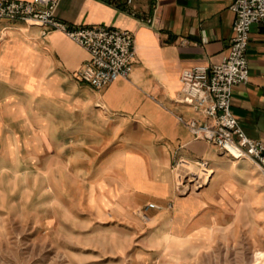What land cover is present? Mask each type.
<instances>
[{
	"label": "crops",
	"instance_id": "obj_1",
	"mask_svg": "<svg viewBox=\"0 0 264 264\" xmlns=\"http://www.w3.org/2000/svg\"><path fill=\"white\" fill-rule=\"evenodd\" d=\"M231 2L132 0L131 16L122 2L60 0L56 18L69 26L133 34L136 61L130 75L101 90L78 78L88 54L63 34L44 35L40 27L0 20V87L8 90L7 103H18L22 95L42 105L39 118L45 127L52 124L56 144L104 153V165L118 182L108 197L117 199L122 212L153 202L174 220L167 224L173 237L167 241L199 249L230 247L237 254L240 232L264 235L263 177L250 160L234 161L195 139L185 122L204 118L178 102L183 70L218 64L227 54ZM247 56L250 78L234 86L231 109L244 133L264 142V26L251 27ZM179 159L206 161L207 184L180 192L173 169ZM150 214L154 227L159 213ZM256 248L236 264L264 262V236Z\"/></svg>",
	"mask_w": 264,
	"mask_h": 264
},
{
	"label": "rangeland",
	"instance_id": "obj_2",
	"mask_svg": "<svg viewBox=\"0 0 264 264\" xmlns=\"http://www.w3.org/2000/svg\"><path fill=\"white\" fill-rule=\"evenodd\" d=\"M7 95L0 87V264H236L262 242L260 230L240 232L236 254L167 241L174 220L163 208L155 205L152 227L153 202L124 213L108 197L118 182L104 153L56 144L42 105L22 95L10 104ZM173 169L180 192L197 191L183 179L191 167Z\"/></svg>",
	"mask_w": 264,
	"mask_h": 264
},
{
	"label": "built area",
	"instance_id": "obj_3",
	"mask_svg": "<svg viewBox=\"0 0 264 264\" xmlns=\"http://www.w3.org/2000/svg\"><path fill=\"white\" fill-rule=\"evenodd\" d=\"M106 1L115 6L122 2L125 11L131 16L135 15L132 0ZM59 2L2 0L0 20L40 27L44 35L59 32L83 48L88 60L79 68L77 76L95 90H101L118 79L128 78L136 61L133 34L105 26H69L56 18ZM229 9L234 21L233 37L227 54L218 64L183 70L178 102L189 106L204 118V121L185 122L195 139L212 144L234 161L250 160L259 169L264 181V142L249 138L231 109L234 86L246 84L250 78L247 56L250 30L256 24L264 26V0H232ZM146 23L151 21L147 20ZM179 120L183 121L182 118ZM177 163L192 168L183 178L189 187L198 190L207 184L211 170L206 161L179 159ZM154 208V204L146 206V209Z\"/></svg>",
	"mask_w": 264,
	"mask_h": 264
}]
</instances>
